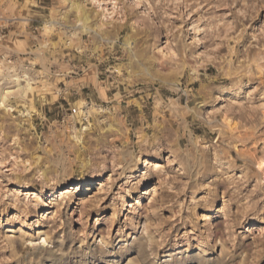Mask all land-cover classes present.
Listing matches in <instances>:
<instances>
[{
  "label": "rangeland",
  "instance_id": "374dc122",
  "mask_svg": "<svg viewBox=\"0 0 264 264\" xmlns=\"http://www.w3.org/2000/svg\"><path fill=\"white\" fill-rule=\"evenodd\" d=\"M160 3L169 5L163 10L169 15L162 31L182 33L189 43L198 41L190 54L201 57V71L215 75L219 63L227 65L229 74L235 72L224 83L235 82L238 91L227 93L231 99L223 104H241L248 111L238 115L228 111L217 118L230 132L247 120L240 134L243 141L237 140L229 153L234 163H224L223 175L205 171L195 184L185 179L183 193L174 188L161 203H155L160 201L155 174L142 182L130 181L121 191L126 178L153 165L163 166L150 153L141 156L130 171L120 169L124 175L114 182L110 173L115 161L99 174H81L73 168L71 174L53 175L52 182L37 181L33 176L37 168L44 171L46 161L42 150L33 149L56 143L69 158L76 149H82L79 154L83 156L89 149L86 141L96 143L98 130L90 127L100 118L90 115L91 104L77 111V100L64 98V81L56 84L57 95L51 88L53 81L45 78L39 85L46 89L43 104L29 90V82L6 81L0 85V264H97L105 260L112 264H264V180L257 175L264 167V144L258 143L264 138V120L260 119L264 111H257L264 104V0ZM52 8L53 0H0V68L7 55L9 67L23 62L31 71L54 72L56 66L49 68L47 63L48 52L58 41L67 60L69 55H80L77 48L95 38L92 33L77 37L78 30L69 32L59 18L51 19ZM41 29L48 34L41 35ZM49 29L69 34L61 36ZM46 39L51 44L43 49ZM162 39L159 56L167 60L175 49L167 48V36ZM104 43L110 45L112 39ZM32 60L41 63L31 65ZM191 75L197 77L191 87L198 89L199 73ZM81 92L88 96L91 89L84 87ZM133 107L139 114L141 108ZM215 126L202 130L205 138L219 142L222 129L213 131ZM103 136L114 140L116 148L121 146L116 135L104 132ZM109 183L111 190L101 200L98 188ZM117 193L121 198L114 199ZM173 196L178 203L172 202Z\"/></svg>",
  "mask_w": 264,
  "mask_h": 264
},
{
  "label": "clouds",
  "instance_id": "9594fccd",
  "mask_svg": "<svg viewBox=\"0 0 264 264\" xmlns=\"http://www.w3.org/2000/svg\"><path fill=\"white\" fill-rule=\"evenodd\" d=\"M109 7L112 8L111 12L107 11ZM141 7L144 8L143 12L138 11ZM168 7L166 3L161 4L160 0H152V3L148 0H83L82 3H77V0H53L52 20L59 18L67 25L69 32L78 30L75 31L77 37L92 33L95 38L90 39L85 47L77 48L80 55H69L67 60L64 59L63 46L58 41L48 52L47 63L49 68L56 66L54 72L31 71L25 69L23 62L9 67L10 62L5 56L6 63L0 68V85L6 81L17 85L21 80L29 82V90L35 91L39 102L43 104L42 94L46 89H41L39 85L45 78L53 81L51 88L57 95L60 89L56 88V84L64 81V98L77 100V111L91 104L90 115L100 118L94 119L90 127V130H98L96 143L86 141L89 149L83 156L79 154L82 149H76L69 158L56 143H52L51 148L46 144L42 148H34L33 151L44 152L46 163L43 172L37 168L33 179L52 182L53 175L71 174L73 168L81 174L95 175L115 161L110 173L114 182L124 175L120 169L130 171L141 156L150 153L159 157L163 166L153 165L151 170L144 169L126 178L121 191L130 181L142 182L155 174L159 177L156 195L160 197V201L155 203H161L174 188H178L182 194L185 179L195 184L205 171L223 175L221 168L224 163H234L229 153L237 147V140L243 141L240 134L245 132L247 120L240 124L236 132H230L223 128L222 121L217 118L228 111L237 115L248 111L241 104H223V101L231 99L227 93L235 95L238 91L235 82L224 83L225 79L231 80L235 72L229 74L227 65L221 67L219 63L215 75L201 71L204 68L201 57L190 54L198 41L189 43L182 33L162 31L169 15L163 10ZM39 31L41 35L48 34L43 29ZM49 31L61 36L69 34L57 29ZM121 32L124 33L123 37ZM165 36L169 41L167 48L175 49V53L167 60L159 56ZM110 38L112 44H105ZM121 40L123 43L118 46ZM43 49H48V45H43ZM37 51L43 54L41 49ZM29 63L35 65L41 61L32 60ZM101 65L104 66L103 71L100 70ZM17 69L21 71L17 72ZM194 72L199 73L200 80V87L195 90L191 87L197 80L191 75ZM101 75L105 77L104 80H98ZM31 85L37 87L32 88ZM84 87L91 89L88 96L81 92ZM137 93H140L139 99ZM133 106L141 108L139 114L134 112ZM257 111H264V104ZM260 119L264 120V117ZM209 125H216L213 131L222 129L219 142L205 138L206 133L202 129ZM104 132L116 135L121 146L116 148L115 141L103 136ZM129 135L133 137L132 141H129ZM258 143L264 144V138ZM261 151L264 152V148ZM101 152L105 155H101ZM257 175L264 180V167ZM110 190L111 183L98 188L99 198L104 199ZM118 198H121L119 193L114 195V199ZM171 199L178 203L175 196Z\"/></svg>",
  "mask_w": 264,
  "mask_h": 264
},
{
  "label": "bare ground",
  "instance_id": "6f19581e",
  "mask_svg": "<svg viewBox=\"0 0 264 264\" xmlns=\"http://www.w3.org/2000/svg\"><path fill=\"white\" fill-rule=\"evenodd\" d=\"M42 42H43V41H42ZM44 43H45L46 45L51 44V43H50V39H48V40H47V39L44 40L43 44H44ZM66 44H68V42H66ZM260 59H261V58H260ZM262 59H264V58H262ZM22 89H27V88L23 86ZM64 193H70V192L67 191V192H64ZM147 244H148V240L146 241V245H147ZM129 262H130V261H128V263H129ZM112 263H113L112 261L105 260V262H101V263H97V264H112ZM128 263H127V264H128Z\"/></svg>",
  "mask_w": 264,
  "mask_h": 264
}]
</instances>
